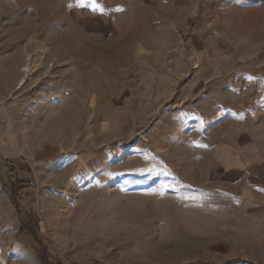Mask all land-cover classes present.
Wrapping results in <instances>:
<instances>
[{
  "label": "rangeland",
  "instance_id": "obj_1",
  "mask_svg": "<svg viewBox=\"0 0 264 264\" xmlns=\"http://www.w3.org/2000/svg\"><path fill=\"white\" fill-rule=\"evenodd\" d=\"M96 3L0 0V264H264V0Z\"/></svg>",
  "mask_w": 264,
  "mask_h": 264
},
{
  "label": "crops",
  "instance_id": "obj_2",
  "mask_svg": "<svg viewBox=\"0 0 264 264\" xmlns=\"http://www.w3.org/2000/svg\"><path fill=\"white\" fill-rule=\"evenodd\" d=\"M259 138H255L254 129L237 131L240 139L227 140L217 146L218 165L223 177L231 182L237 193H243L242 199L253 205L264 206V127H261ZM216 151V152H217ZM238 194V195H239Z\"/></svg>",
  "mask_w": 264,
  "mask_h": 264
},
{
  "label": "bare ground",
  "instance_id": "obj_3",
  "mask_svg": "<svg viewBox=\"0 0 264 264\" xmlns=\"http://www.w3.org/2000/svg\"><path fill=\"white\" fill-rule=\"evenodd\" d=\"M22 71L26 75L25 77L31 76L35 72L34 65L32 64L31 57H29L26 60L24 66L22 68ZM25 77L21 80L20 84H23L25 82Z\"/></svg>",
  "mask_w": 264,
  "mask_h": 264
},
{
  "label": "trees",
  "instance_id": "obj_4",
  "mask_svg": "<svg viewBox=\"0 0 264 264\" xmlns=\"http://www.w3.org/2000/svg\"><path fill=\"white\" fill-rule=\"evenodd\" d=\"M17 189V191H16ZM20 192V183L18 181H15L13 184H12V196L14 197L15 201L19 204V201H18V194ZM193 264H201L200 262L198 263H193Z\"/></svg>",
  "mask_w": 264,
  "mask_h": 264
},
{
  "label": "snow or ice",
  "instance_id": "obj_5",
  "mask_svg": "<svg viewBox=\"0 0 264 264\" xmlns=\"http://www.w3.org/2000/svg\"><path fill=\"white\" fill-rule=\"evenodd\" d=\"M91 5H92V9L93 11H101L103 12V8L100 4L96 3V0H91ZM117 10H122V9H117Z\"/></svg>",
  "mask_w": 264,
  "mask_h": 264
},
{
  "label": "built area",
  "instance_id": "obj_6",
  "mask_svg": "<svg viewBox=\"0 0 264 264\" xmlns=\"http://www.w3.org/2000/svg\"><path fill=\"white\" fill-rule=\"evenodd\" d=\"M234 1L235 0H223V5L226 6V7L227 6L230 7L231 5L234 4ZM194 15H195V17H197L198 16V13H195Z\"/></svg>",
  "mask_w": 264,
  "mask_h": 264
}]
</instances>
